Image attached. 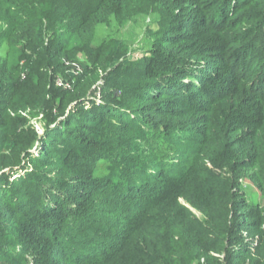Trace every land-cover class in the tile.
I'll use <instances>...</instances> for the list:
<instances>
[{
    "label": "trees",
    "instance_id": "trees-1",
    "mask_svg": "<svg viewBox=\"0 0 264 264\" xmlns=\"http://www.w3.org/2000/svg\"><path fill=\"white\" fill-rule=\"evenodd\" d=\"M139 14L151 47L108 57L101 90L41 78L65 30ZM21 35L45 59L0 63V264H264V0H0V45ZM40 99L43 135L19 131ZM146 135L172 158L142 156Z\"/></svg>",
    "mask_w": 264,
    "mask_h": 264
},
{
    "label": "rangeland",
    "instance_id": "rangeland-1",
    "mask_svg": "<svg viewBox=\"0 0 264 264\" xmlns=\"http://www.w3.org/2000/svg\"><path fill=\"white\" fill-rule=\"evenodd\" d=\"M157 24L158 18L156 15L139 14L123 22H116L113 20L107 25L96 26L89 30L83 29V31H78L77 29L74 34H72L73 30H65V37L62 39V43L63 46L71 43V51L54 55L55 62L52 66H46V62L42 61L45 59V55L36 57V55L33 54L31 45L33 38L30 40L26 38L28 36L21 35L16 37L13 43L10 41V43H3L0 45V63L5 64L8 69H12L16 68L18 59L20 60L19 68L27 62L30 64L43 62L45 66L41 68L43 74L41 76L42 79H44V76L45 79H51L52 84L57 89H69L73 91L76 78L85 73L90 74L89 78L94 79H102L109 76L110 71L105 67V61L112 55L119 58V64H125V59L131 60L130 65H134L136 62L140 61L141 57H144L151 47L152 34L157 30ZM51 36L52 33L50 31L45 32V47L49 46L48 40ZM75 38L78 40L74 41ZM88 43H90L92 49L91 55H88L86 50L82 49V47L86 46ZM117 46H119L118 49H116ZM124 67L123 65V68ZM25 80V76L21 75V81ZM96 86L101 90L104 86L103 81L99 79ZM98 98L99 94L96 99L97 103L99 102ZM47 103V100L42 101L40 99V102L36 101L35 105L29 109H21L19 106H16L14 112L10 114L11 117L14 118V121L12 119L14 126L15 122H17L16 125L19 131L23 130L29 132V130H33L42 136L44 127L47 123ZM160 141V138L157 136L146 135L143 141L137 142L136 145L140 147L142 156L154 152L161 158L171 159V149L163 144L158 145ZM35 152H37V150L34 149L33 153ZM101 162L102 163H99L97 168V174L99 173V176L100 174L108 172V163H105V160ZM243 185L244 188L252 186V184L246 180ZM251 198L253 201L258 202L261 208H264L263 194H260L259 191H255V193L251 195ZM180 201L183 206H186L182 200ZM191 211L197 217H201L198 212H195L193 209H191Z\"/></svg>",
    "mask_w": 264,
    "mask_h": 264
}]
</instances>
